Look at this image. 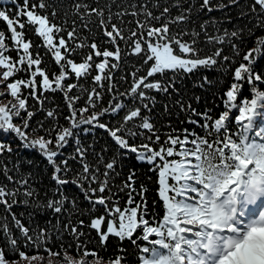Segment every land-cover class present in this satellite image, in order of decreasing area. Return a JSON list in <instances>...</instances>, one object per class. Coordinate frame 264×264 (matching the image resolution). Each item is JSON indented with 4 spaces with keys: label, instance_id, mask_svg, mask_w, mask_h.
<instances>
[{
    "label": "snow or ice",
    "instance_id": "obj_1",
    "mask_svg": "<svg viewBox=\"0 0 264 264\" xmlns=\"http://www.w3.org/2000/svg\"><path fill=\"white\" fill-rule=\"evenodd\" d=\"M12 3L14 12L0 10V22L6 25L0 29V131L15 134L24 148L37 151L51 167L54 198L43 207L60 214L71 204L72 211L83 215L77 204L79 197L73 195L69 199L64 191L67 186H74L91 212L103 209L102 214L91 216L88 224L96 231L101 246L105 247L113 236L120 241L129 240L138 250V264H264V64L260 63L264 60V35L257 36L249 29V37H255L254 46L237 63L235 57L241 56V49L231 41L239 39L244 43L243 29L209 36L207 21L200 25L207 43L229 42L232 56L224 55L220 47L201 56L202 50L197 47L199 32H172V25L188 21L186 13H191V4L173 17L168 6L156 15L146 4L124 6L117 0H74V18L68 26L67 20L55 23L59 12L48 0ZM238 5L239 0H220L216 4L213 0H200L197 11L211 13ZM152 6L158 8L159 4ZM113 7L117 8L115 12ZM172 7L180 8V0ZM250 11L257 13L256 27L264 29V0H253ZM68 15L66 10L65 16ZM240 15L246 17L247 13ZM127 16L133 19L126 22ZM28 31L41 40L40 45L27 38ZM85 32L89 35H82ZM189 35L191 40L183 38ZM41 47L44 55L34 51ZM84 49L88 51L85 53ZM45 55L50 56V64L45 63ZM129 55L140 58L141 63L121 77L128 88L120 92L114 82L115 72ZM221 59L233 65L232 83L222 97L223 110L213 118L210 110L201 113L189 105L187 110L199 119L190 117L188 123L203 134L188 128L173 134V129L161 141L154 123L144 113H150L156 103L151 92L168 94L174 84L157 77L167 72L192 73L198 68H211ZM89 79L92 87L86 88L82 81ZM245 85L248 96L243 95ZM77 90L79 94H75ZM49 92L63 94L67 127L59 124L55 110L46 112V117L53 120L51 127L46 128L43 121L32 126L36 112L29 110L28 101H35L43 110ZM105 94L110 99L107 106L101 107ZM82 97L86 99L78 107ZM181 108L184 110L183 105ZM233 114L235 132L229 127ZM106 116L112 119L105 122ZM116 117L119 119L113 123ZM16 118L20 123L14 122ZM93 129L107 134L116 146L117 156L134 155L156 172L162 218H147L148 189L141 185L136 192L134 169L118 189H128L126 204L121 206L110 184L111 174L119 175L117 156L105 161L93 149L96 163L87 160L93 146L81 143L80 132L89 134ZM145 132L151 135L146 136ZM72 143L74 153L65 156L64 149ZM104 151L107 148L101 150ZM12 152L11 144L0 141V156ZM73 162L78 169L72 166ZM11 171L6 165L0 169L7 181L0 183V206L7 212L14 205L29 203L28 199L19 200L20 195L39 198L30 178L17 180L9 174ZM134 194L139 196V202ZM12 220L23 238V249L8 224L0 225L6 240L0 246V264H124L126 260L124 249L105 259L80 243L50 244L46 229L37 232L14 213ZM83 225L84 220H80L79 226ZM63 227L77 238L83 235L71 219Z\"/></svg>",
    "mask_w": 264,
    "mask_h": 264
},
{
    "label": "trees",
    "instance_id": "obj_2",
    "mask_svg": "<svg viewBox=\"0 0 264 264\" xmlns=\"http://www.w3.org/2000/svg\"><path fill=\"white\" fill-rule=\"evenodd\" d=\"M20 0H17L19 3ZM38 2V0H34ZM50 4L57 8L59 15L57 16L55 23L62 24L67 20V25L71 26V21L74 18L72 16V5L74 0H48ZM103 3L104 0H101ZM110 2V0H109ZM176 0H117L118 4L127 6L128 4H146L149 10L154 14L159 15V12L163 7L168 6L171 8V15L174 17L178 15L184 7L188 4L193 5L191 13H186L189 15L188 21L181 24L172 25V32L179 33L182 31L199 32L200 36L197 41V47L201 49V56L210 55L211 52L217 48H223L224 55L232 56V48L229 42L224 44H209L206 42L205 32L201 30L200 25L204 24L207 21V35L209 36H219L223 35L224 31L227 30L229 33L243 29V35L241 39L244 43H240L239 39L232 40L231 43H236L241 49V56L235 57L237 63L242 58V55L249 48L254 46L255 37H249L248 31L252 29L256 35H264V29L256 27V16L257 13H252L250 7L253 0H239L238 6H229L223 10H216L211 13L206 11L198 12L200 0H180L181 7L176 8L172 7ZM220 2V0H213V4ZM222 2L227 3V0H222ZM159 4V7H153V4ZM0 10L15 11V5L12 3V0H0ZM68 11L69 15L65 16V11ZM117 8L113 7L112 11L115 12ZM131 11V9H129ZM51 9H49V12ZM241 12L247 13L246 17H241ZM259 12V9H257ZM264 19V17H261ZM131 16L125 17V21L132 20ZM140 19H143L141 16ZM155 23V22H154ZM6 25L3 22H0V29H5ZM95 30V29H94ZM82 35H89L88 33H82ZM27 38L34 41L35 44L40 45L41 40L35 36L33 31L27 32ZM99 39V37H97ZM185 40H191V36H184ZM124 46L123 44L121 45ZM40 51L42 55L45 54V50L41 47L35 49L34 51ZM85 53L87 49L83 50ZM15 56V53H11ZM45 63L50 64V56L45 55ZM140 58L136 56L129 55L126 58V63L122 64L121 69L115 72V84L118 91L123 92L128 88V83L124 80H121V77L126 73H131L135 67H140ZM261 64H264V60L260 61ZM259 67V66H258ZM227 69V71H225ZM51 70H55L52 68ZM143 71V69H141ZM232 71L233 65L223 62L221 59L220 63L211 68H198L192 73L184 72H167L163 77H157L162 79L167 83H173L174 87L170 89L168 94L151 92L150 95L156 98V103L152 106L151 112L145 111V115L149 116L151 121L154 123L155 128L158 134L161 135V141L166 139L169 133H173V129L176 130L173 134L182 133L185 128H188L189 131H195L202 133V130L198 127L190 125L188 123L189 118L199 119L198 117L192 116L191 112L187 110L188 106L191 105L192 108L196 109L197 112H204L210 110L209 114L215 118L223 110V93L232 83ZM22 77L23 73L20 74ZM207 78L208 82H205ZM130 79V77H129ZM84 87L91 88V80L82 81ZM264 90V89H262ZM27 94V90H25ZM75 94H79V91ZM244 96H248V86H244L243 91ZM47 99L44 100L43 110L41 105L37 104L35 101L29 99V110L36 112V115L31 121L33 127L37 126V123L40 121L44 122L45 127H51L53 120L52 118L46 117V112L49 110H55L57 113V118L59 124L67 127L68 122L64 119L67 114V107L65 105L63 94L60 92L57 93H46ZM84 99L82 97L81 101L78 103V107L83 106ZM110 97L105 94L104 100L101 103V107L107 106V102ZM128 103V101H125ZM165 105H167V110H165ZM183 105L184 110L181 106ZM123 113H121L122 115ZM109 119H112L110 116L104 118L105 122ZM119 117H116L112 122L115 123ZM15 123H20L19 118H16ZM260 121H257V125ZM230 131H236V125L234 121L229 126ZM39 134H43L42 132ZM145 135H151V133L145 132ZM80 139L83 145H91L93 147L89 148V155L87 160L95 164L97 157L92 155L93 149L96 153L101 154L105 161H110L113 156H117V149L107 134L102 129H93L89 134H84L80 132ZM0 141L4 143L11 144L13 148L12 153H4L0 156V169L7 166L8 169L12 170L9 174L13 175L17 180L21 178H30L29 183L33 189L38 193V199H30L20 195L19 200L28 199L29 203L17 204L14 205L11 212H7L4 206H0V225L5 223L10 227L12 234L15 237L20 238V233L18 229L14 226L12 220V214L14 213L18 219L22 221L26 226L36 230L46 229L48 233L49 243L59 246L61 243L64 245L72 244L76 245L77 243L86 245L89 250H95L100 253L101 256L107 259L116 254H121L120 249H124L123 255L126 257L124 264H138L137 262V249L134 245L131 244L129 240L120 241L116 237H110L106 242V246L102 247L99 241V237L95 230L88 227L90 222V217L97 214H102L103 209L99 208L98 212H91L90 205L87 201L83 200L82 195L79 194L78 190L74 186H67L64 191L69 196V199L73 195H77L79 198L77 204L79 205L83 215L80 212L72 211V205L69 204L68 210L57 214L51 209L43 207L46 204L47 200L53 199V190L55 188L54 182L51 180L52 169L47 164L46 160L35 150L26 149L22 146L19 138L15 137V134H5L0 131ZM137 143L140 141L137 140ZM75 144H70L66 149H64L65 156L70 153H74ZM107 148V151L101 152L102 149ZM117 166L116 172L111 174L110 184L111 191L117 193V199H119L121 206H124L127 201L128 189H125L123 192H118V189L123 186L126 182L129 171L134 169L135 176V185L136 192L140 190V186L144 185L148 189L145 193L148 207L150 209L148 219L158 220L163 216V204L159 200L157 194V174L155 171L150 170L151 166L144 162H138L135 159L134 155L130 156H117ZM73 167L78 169V165L73 162ZM101 171H103V165H100ZM0 183H7L3 175H0ZM9 187L13 185L9 184ZM135 195V194H134ZM58 198V197H55ZM136 202H139V196L135 195ZM69 212H72L69 216ZM71 219V222L74 226L79 227V231L83 235L78 238L73 236L70 232L64 229V224H67ZM84 220V225L79 226V221ZM59 222V224H58ZM6 243L3 233H0V246H4ZM21 248L23 249V238L19 239ZM139 243L143 244V241ZM31 254V253H30Z\"/></svg>",
    "mask_w": 264,
    "mask_h": 264
}]
</instances>
